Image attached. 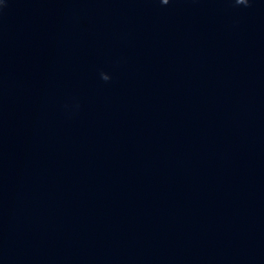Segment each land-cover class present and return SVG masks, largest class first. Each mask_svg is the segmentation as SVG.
<instances>
[{
  "label": "water",
  "instance_id": "95a60500",
  "mask_svg": "<svg viewBox=\"0 0 264 264\" xmlns=\"http://www.w3.org/2000/svg\"><path fill=\"white\" fill-rule=\"evenodd\" d=\"M0 264H264V0H0Z\"/></svg>",
  "mask_w": 264,
  "mask_h": 264
},
{
  "label": "clouds",
  "instance_id": "9594fccd",
  "mask_svg": "<svg viewBox=\"0 0 264 264\" xmlns=\"http://www.w3.org/2000/svg\"><path fill=\"white\" fill-rule=\"evenodd\" d=\"M161 2L166 5V4H168L169 0H161ZM234 4L237 6H239V5L249 6V0H234ZM103 79L108 80L109 77H105Z\"/></svg>",
  "mask_w": 264,
  "mask_h": 264
}]
</instances>
